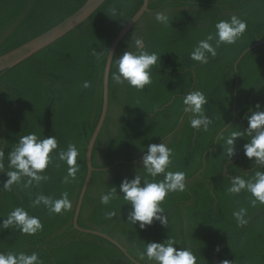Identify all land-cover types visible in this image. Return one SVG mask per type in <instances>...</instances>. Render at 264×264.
Returning a JSON list of instances; mask_svg holds the SVG:
<instances>
[{
  "label": "trees",
  "instance_id": "1",
  "mask_svg": "<svg viewBox=\"0 0 264 264\" xmlns=\"http://www.w3.org/2000/svg\"><path fill=\"white\" fill-rule=\"evenodd\" d=\"M87 0H0V56L49 31L78 11ZM144 0H107L84 23L13 68L0 72V252H38L43 264H136L114 243L74 227L77 202L87 175L86 153L103 107L107 58L97 61L93 49L109 52L120 31L142 7ZM122 16H109L111 8ZM167 9L171 25L155 22V13ZM238 15L248 22L235 45H222L207 65L190 53L201 39L215 31L221 19ZM132 33L143 35L149 51L161 60L152 70L153 83L143 91L118 85L112 79L116 60L129 49ZM84 81L91 82L83 88ZM205 92L206 114L214 123L208 132L190 126L183 114V96ZM261 104L264 110V0H150L146 11L119 43L109 77L107 117L94 146V167L79 226L101 231L120 242L140 263L147 242L173 238L197 251L200 264H264V205L249 204L250 194L230 195L229 178L251 175L257 169L244 154L248 143L246 115ZM223 129L245 134L235 141V155H225L217 135ZM35 132L40 138L56 136L60 149L74 143L79 149L76 179L64 183L68 165L58 156L45 170L50 178L25 187L28 177L3 190L9 179L8 153L21 136ZM167 138L175 151L170 170L187 173L188 189L171 193L164 207L168 225L155 221L146 229L127 221L131 205L119 199L108 206L100 194L123 179L143 174L147 145ZM56 165H59L58 167ZM264 170V169H259ZM163 177H157L162 179ZM151 179V178H149ZM117 189V191H119ZM67 192L72 208L50 214L42 204L32 207L39 194L60 198ZM247 207L249 223L238 227L232 216ZM24 207L38 216L43 230L35 235L16 227L3 228L7 215ZM115 210L112 219L105 212ZM165 214V215H167ZM219 246L220 251L216 249Z\"/></svg>",
  "mask_w": 264,
  "mask_h": 264
},
{
  "label": "clouds",
  "instance_id": "2",
  "mask_svg": "<svg viewBox=\"0 0 264 264\" xmlns=\"http://www.w3.org/2000/svg\"><path fill=\"white\" fill-rule=\"evenodd\" d=\"M123 13L113 7L109 10V16H122ZM155 22L169 27L172 18L167 9L155 13ZM215 31L209 32L205 39H201L190 53L192 60L201 65H207L211 58L218 55L222 45H235L245 34L248 28L246 19L238 15H231L227 19H221L214 25ZM92 55L97 61L110 58L111 53L93 49ZM161 56L156 51H149L143 35L132 33V41L129 49L116 60V72L112 79L118 85L127 84L130 88L143 91L146 86L153 83V68L160 63ZM91 82L84 81L83 88H90ZM183 114L189 118L190 126L196 130L208 132L214 123L213 118L206 114V105L209 103L205 92L195 89L187 92L183 98ZM248 126L246 129L249 137L248 143L244 145V154L253 161L258 170L251 175H234L229 178L230 186L227 192L238 196L242 192L250 194L249 204L255 208L258 204L264 205V110L261 104L255 105V110L246 115ZM245 133L231 131L228 136L223 135V129L217 135V142L223 141L225 155L231 159L235 155V141ZM162 138L159 144H149L143 151L142 169L143 174H136L134 178H125L117 187H112L100 194V203L108 206L112 201L122 195L123 200L131 205L127 221L136 225L139 222L141 229H146L155 221L161 225H168V214L164 207L167 197L171 193L185 192L188 189L187 173L184 171L170 170L175 151L169 146L167 138ZM5 153L0 150V161ZM58 156L60 161L68 165L67 175L63 182L69 183L76 179L79 171L77 159L79 149L74 143H69L66 149L59 148L56 136L40 138L35 132L21 136L8 153L9 167L14 170L7 172L9 179L5 182L3 190L10 191L14 184H18L24 177H28L25 187L41 181H47L50 177L45 170L54 162ZM57 167L59 165H56ZM3 164L0 163V168ZM162 176V179L157 177ZM151 178V179H149ZM117 189L119 191H117ZM43 205L50 214H63L72 208L69 194L64 192L60 198L39 194L32 201V207ZM167 214V215H165ZM117 215L115 210L105 212L107 219ZM232 216L238 227H245L249 223L247 207H239L234 210ZM16 227L22 233L35 235L43 230V224L38 216L30 215L24 207H16L4 220L3 228ZM179 245L175 239L168 238L164 242H147L144 250L140 253L141 259L146 258L149 264H200L197 251L189 244ZM220 251L219 246L216 249ZM0 264H43L38 252H0ZM221 264H232L229 260H223Z\"/></svg>",
  "mask_w": 264,
  "mask_h": 264
},
{
  "label": "water",
  "instance_id": "3",
  "mask_svg": "<svg viewBox=\"0 0 264 264\" xmlns=\"http://www.w3.org/2000/svg\"><path fill=\"white\" fill-rule=\"evenodd\" d=\"M107 0H87L86 3L73 15L62 21L60 24L56 25L49 31L43 33L42 35L34 38L33 40L27 42L26 44L0 56V72L13 68L14 66L20 64L24 60L28 59L32 55L36 54L40 50L44 49L45 47L49 46L50 44L54 43L58 39L65 36L67 33L75 29L80 24L84 23L93 13H95ZM149 1L144 0L142 7L139 11L133 16V18L127 23V25L120 31L117 35L116 39L112 43L110 47L111 57L107 58L105 71H104V83H103V107L101 117L99 122L95 128V131L89 141L86 153V162H87V175L85 178L84 185L82 187L76 210L74 215V227L82 232L91 233L103 238L108 239L112 243H114L117 247H119L124 254L132 260L136 264H142L137 261L129 251L116 239L113 237L97 230L86 229L78 224V219L80 216V212L82 209L83 201L85 198V194L90 183L92 173L94 170L92 164V156L95 143L97 141L98 135L103 127L105 119L107 117L108 107H109V77H110V70L112 65V60L115 54V51L122 41V39L127 35V33L134 27V25L139 21L142 15L149 10Z\"/></svg>",
  "mask_w": 264,
  "mask_h": 264
}]
</instances>
